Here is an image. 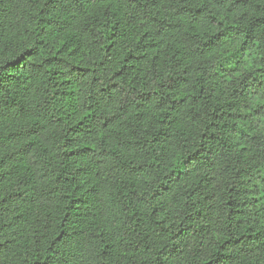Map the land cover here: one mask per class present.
I'll list each match as a JSON object with an SVG mask.
<instances>
[{
	"label": "trees",
	"instance_id": "trees-1",
	"mask_svg": "<svg viewBox=\"0 0 264 264\" xmlns=\"http://www.w3.org/2000/svg\"><path fill=\"white\" fill-rule=\"evenodd\" d=\"M0 264H264V0H0Z\"/></svg>",
	"mask_w": 264,
	"mask_h": 264
}]
</instances>
